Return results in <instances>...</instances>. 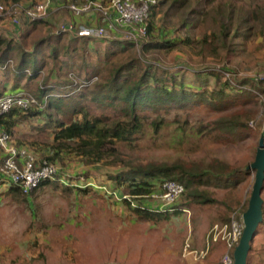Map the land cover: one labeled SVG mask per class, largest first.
<instances>
[{
	"label": "trees",
	"instance_id": "trees-1",
	"mask_svg": "<svg viewBox=\"0 0 264 264\" xmlns=\"http://www.w3.org/2000/svg\"><path fill=\"white\" fill-rule=\"evenodd\" d=\"M12 1L25 0H0L5 4ZM36 1L28 0V5ZM158 15L161 20L165 17V22L158 23ZM69 16L76 25L82 20L87 25L100 23L96 14ZM38 24L18 25L23 41L33 35ZM204 24L205 28L198 30ZM183 30L184 34L179 33ZM256 35L264 37V0H157L150 11L148 38L141 48L144 53L166 58L172 51L185 49L188 56L199 57L202 62L223 64L220 69L186 70L180 65L140 57L135 44L129 41L73 37L62 31L38 37L31 50H26L15 37L0 31V68L2 75L9 77L7 82L0 79V97L25 90L45 102V107H16L2 123L12 136L22 120L41 118L45 124L36 129L54 135L56 154L72 153L87 164L103 162L114 166L107 179L115 187H123V195L118 197L142 222L168 221L183 212L181 206L223 205L221 225L231 229L233 218L243 223L242 213L249 203V198L243 202L241 197L233 196L251 176L246 166L221 158L142 161L123 149L147 134L158 136L173 124L177 140L183 139L186 132L191 137H209L225 144L243 143L260 135L264 77L237 75L236 69L229 66L230 57L236 58L244 51L238 47L240 41L235 40L242 38L247 44ZM43 70L47 71L43 83L33 85ZM32 145L30 150L35 154L38 149ZM18 146L24 147L20 143ZM47 158L54 160L52 156ZM166 181L179 182L185 190L163 209L162 200L152 194L162 193ZM7 183L5 194L30 203L31 197L52 180L42 181L27 194ZM86 187L83 190L95 188L93 184ZM216 189H227L228 198L217 197ZM142 198L154 201L143 203ZM240 206L241 211L234 213ZM263 226L264 218L256 236ZM254 242L255 239L251 242L249 264L257 252L264 258V243L259 250ZM190 257L192 262H202L208 256L200 260Z\"/></svg>",
	"mask_w": 264,
	"mask_h": 264
},
{
	"label": "rangeland",
	"instance_id": "rangeland-1",
	"mask_svg": "<svg viewBox=\"0 0 264 264\" xmlns=\"http://www.w3.org/2000/svg\"><path fill=\"white\" fill-rule=\"evenodd\" d=\"M20 3L28 5V0ZM66 14L67 7L51 8L45 18L36 21L39 22L36 32L24 40L22 46L26 50H31L32 42L38 37L59 33L62 21H67L64 19ZM157 20L158 23H163L165 17L161 20L158 15ZM9 23L12 22L9 20ZM205 26L200 25L198 30L204 29ZM9 30L13 32L12 29ZM185 32L186 30H183L179 33ZM241 39L237 38L235 42L240 41L238 47L244 51L236 58L231 56L229 66L236 69L237 75L264 77V37L256 35L247 44ZM137 50L142 58L148 57L158 63L180 65L181 68L186 67V70L223 67V64L202 62L199 57H190L185 49L172 51L166 58H162L161 54H159L161 58H155L144 53L142 49ZM177 57L181 59L178 60ZM45 75L47 71H41L38 80L32 82L33 85L42 84ZM8 78L2 75L0 68V79H6L7 82ZM34 97L38 99L36 104L45 107V102L42 103L37 96ZM260 115L258 119L262 125L260 135H253L243 143L225 144L209 137H191L189 132L185 134L182 132L183 139L177 140L178 131L175 130L176 124H173L158 136L147 134L136 139L133 145L124 148L123 151L130 154V157L134 156L142 161L176 158L210 161L212 158H221L236 166H246L248 169L255 159L257 152L255 149L258 148L259 139L264 132V105ZM44 124L45 121L41 118L29 117L22 120L16 127L15 134L11 136V144L18 146L20 143L24 147L28 146L26 148L29 150L32 144L36 145L38 150H35V154L38 162L49 161L47 158L49 156L54 157L52 161L63 173H69L71 179L68 184L52 180V184L44 185L31 197L30 203L5 194L7 187L5 191L0 188V264L222 263L225 250L222 241L211 242L214 250H210L208 257L202 262L188 260L183 254V247L189 234L194 238L195 247L202 248L204 242L207 243V233L211 227L215 224L221 225L220 214L225 209L223 205L213 207L195 204L189 208L181 206L179 209L183 212L172 216L168 221L142 222L119 198L123 195V187H115L107 179L108 171L113 170L114 166L103 162L87 164L80 156L72 153L56 154V148L53 147L54 135L36 129V126ZM249 170L250 178L241 183L233 193V196L241 197L243 202L250 198L254 183L255 170ZM90 184L95 188L90 191L83 190L88 189L86 186ZM103 186L109 189V193ZM216 194L219 198H228L230 193L227 189H216ZM142 199L143 203L154 201L150 198ZM162 208L166 209L164 205ZM240 208L241 206L237 207L234 213L241 211ZM254 243L260 250V244L264 243V226ZM260 257V253H255L250 264H264V258Z\"/></svg>",
	"mask_w": 264,
	"mask_h": 264
},
{
	"label": "built area",
	"instance_id": "built-area-1",
	"mask_svg": "<svg viewBox=\"0 0 264 264\" xmlns=\"http://www.w3.org/2000/svg\"><path fill=\"white\" fill-rule=\"evenodd\" d=\"M52 0L36 1L32 5L20 2L5 4L0 2V23L2 18H7L12 24L19 25L23 19L30 22L45 18L50 12ZM157 0H110L106 5L93 0H83L80 3L71 1L59 8L67 7L75 16H83L92 10L101 20L96 25H76L72 19L61 23L60 32H69L76 36H91L106 40L129 41L141 49L148 37L149 16L152 5ZM13 64V61H10ZM217 69H220L217 68ZM228 77L231 73H225ZM38 102L33 94L19 90L7 93L0 97V150L2 157L1 172L5 181L19 186L24 193L32 192L44 180H58L68 184L71 175L63 173L56 163L44 160L37 161V156L26 147L11 144V134L3 125L4 117L14 108L27 109ZM162 193L152 194V197L162 200L163 205L175 202L184 192V186L176 181H166ZM243 223H238L234 218L232 228L228 225L215 224L207 233L205 247L194 246L192 236L189 234L184 242L183 254L186 258L192 256L195 260L206 258L211 250V242L225 243L222 255V264H234L233 252L238 244Z\"/></svg>",
	"mask_w": 264,
	"mask_h": 264
},
{
	"label": "water",
	"instance_id": "water-1",
	"mask_svg": "<svg viewBox=\"0 0 264 264\" xmlns=\"http://www.w3.org/2000/svg\"><path fill=\"white\" fill-rule=\"evenodd\" d=\"M248 169L255 170V177L248 207L242 214L244 227L233 252L234 264H249L251 242L255 239L257 230L264 218V132L259 139L255 159L248 166Z\"/></svg>",
	"mask_w": 264,
	"mask_h": 264
},
{
	"label": "crops",
	"instance_id": "crops-1",
	"mask_svg": "<svg viewBox=\"0 0 264 264\" xmlns=\"http://www.w3.org/2000/svg\"><path fill=\"white\" fill-rule=\"evenodd\" d=\"M71 1H74V2H77V3H80V2H82L83 0H68V1H65V0H59L58 2H56V1H52L51 2V4H50V7L52 8V9H55L56 8V6L59 8V7H61V6H63V5H66V4H68L69 2H71ZM93 1H96V2H98V3H102V4H104V5H106V4H108L109 2H110V0H93ZM69 14H72L71 12H69L68 11V14H66V17L64 18V19H67V21H70V19H72L70 16H69ZM94 14H96L93 10L90 12V13H88V14H85V15H90V16H92V15H94ZM84 16V15H83ZM98 17V16H97ZM99 19V18H98ZM66 21V22H67ZM36 22V21H35ZM35 22H30V21H28V20H26V19H23L22 20V22L20 23V24H22V23H35ZM62 23H63V21H62ZM82 24H85V25H87L86 24V21H83L82 20V22H81ZM80 23V24H81ZM100 23H101V20H100ZM99 23V24H100ZM19 24V25H20ZM19 26L18 25H15V24H10L9 23V20L7 19V18H2V20H1V23H0V31L2 32V33H4V34H6V35H11V36H13V37H15L16 39H17V41L20 43V44H23V40H22V36L20 35V32H18L17 31V28H18ZM37 28H38V26H37ZM37 28H36V30H37ZM9 29H12L13 30V32H11ZM36 30H35V32H36ZM35 32H33V33H35ZM32 33V32H31ZM71 34V33H70ZM72 35V34H71ZM73 37H81V36H76V35H72ZM6 179L4 178V176H2V174L0 173V188L3 190V191H5L6 190V187L8 188V183L5 181ZM193 242H194V239H193ZM194 244V243H193ZM205 245H206V243L204 242V244H203V246L202 247H205ZM214 250V249H213ZM212 250V251H213ZM190 258L191 257H188L187 259L188 260H190Z\"/></svg>",
	"mask_w": 264,
	"mask_h": 264
}]
</instances>
